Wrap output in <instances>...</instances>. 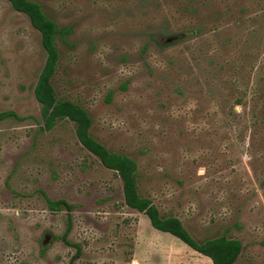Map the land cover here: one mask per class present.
I'll list each match as a JSON object with an SVG mask.
<instances>
[{
  "label": "rangeland",
  "instance_id": "obj_1",
  "mask_svg": "<svg viewBox=\"0 0 264 264\" xmlns=\"http://www.w3.org/2000/svg\"><path fill=\"white\" fill-rule=\"evenodd\" d=\"M31 1L60 30L57 99L137 163L139 194L198 242L241 241L235 264H264V0ZM45 59L28 17L0 0V113L18 117L0 120V264H211L124 205L72 122L44 129Z\"/></svg>",
  "mask_w": 264,
  "mask_h": 264
},
{
  "label": "trees",
  "instance_id": "obj_2",
  "mask_svg": "<svg viewBox=\"0 0 264 264\" xmlns=\"http://www.w3.org/2000/svg\"><path fill=\"white\" fill-rule=\"evenodd\" d=\"M13 10L26 15L31 26L40 33L41 45L46 52L44 65L34 86V97L41 105V118L45 130H51L59 121L73 123L78 142L90 154L94 155L105 168L113 171L122 182L124 205L129 209L144 214L153 229L176 238L182 244L206 257L211 264H235L243 251L241 241L224 235L196 241L182 222L175 216L163 217L158 208L149 198L143 197L138 191L139 169L137 163L126 155L111 153L100 142L90 135L92 125L87 111L70 100L57 99L52 79L56 73L59 52L56 39L60 34L55 22L49 19L40 4L31 0H6ZM62 31V34H65ZM8 117L18 118L15 113H0V120ZM44 201L50 211L65 209L68 213L72 207L62 200H50L43 194ZM69 217V215H68ZM68 224L65 234L69 232ZM65 241V236L62 237Z\"/></svg>",
  "mask_w": 264,
  "mask_h": 264
},
{
  "label": "flooded vegetation",
  "instance_id": "obj_3",
  "mask_svg": "<svg viewBox=\"0 0 264 264\" xmlns=\"http://www.w3.org/2000/svg\"><path fill=\"white\" fill-rule=\"evenodd\" d=\"M176 38L175 37H169L166 39L165 43H170L172 41H174Z\"/></svg>",
  "mask_w": 264,
  "mask_h": 264
},
{
  "label": "crops",
  "instance_id": "obj_4",
  "mask_svg": "<svg viewBox=\"0 0 264 264\" xmlns=\"http://www.w3.org/2000/svg\"><path fill=\"white\" fill-rule=\"evenodd\" d=\"M201 256V255H200ZM203 257V256H202ZM204 258H206V257H204ZM209 260V259H208ZM210 261V260H209Z\"/></svg>",
  "mask_w": 264,
  "mask_h": 264
}]
</instances>
